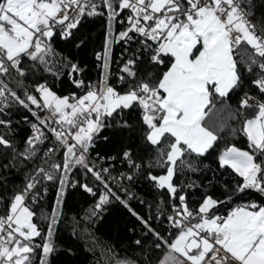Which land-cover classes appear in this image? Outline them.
I'll use <instances>...</instances> for the list:
<instances>
[{"label":"snow or ice","instance_id":"snow-or-ice-1","mask_svg":"<svg viewBox=\"0 0 264 264\" xmlns=\"http://www.w3.org/2000/svg\"><path fill=\"white\" fill-rule=\"evenodd\" d=\"M95 17L105 29L93 83L55 42L73 40ZM65 79L66 94L57 87ZM20 111L31 133L22 150ZM111 127L133 141H122L127 171L118 175L101 166L115 157L91 158ZM0 158V170L27 173L23 186L0 194V264H52L75 187L95 198L89 221L119 202L140 225V255L106 246L103 264H264V0H0ZM141 174L167 193L170 211L132 207L125 182ZM213 181H223V198L207 190ZM49 183L57 194L42 228L36 207ZM253 193L261 199H244Z\"/></svg>","mask_w":264,"mask_h":264},{"label":"trees","instance_id":"trees-1","mask_svg":"<svg viewBox=\"0 0 264 264\" xmlns=\"http://www.w3.org/2000/svg\"><path fill=\"white\" fill-rule=\"evenodd\" d=\"M105 20L102 17L86 19L80 31L76 33L73 40L61 41L56 39L55 46L60 54L71 55L76 61H79L85 67L84 78L87 81L96 83L99 80L98 62L95 59V53L102 50L104 40ZM83 39L84 45L80 48L75 47V42ZM120 45L114 46L113 56L118 57L121 52ZM115 71L116 66L113 65ZM116 83L115 79L111 81ZM58 89L63 90L64 94L72 85L68 80L58 83ZM25 112L20 111L14 114L13 120L20 121L19 125L14 129L16 132V141L23 149V141L29 136L30 128L23 123L22 117ZM124 119L129 120L132 124H137V113L125 112ZM107 137V140L105 139ZM131 143L124 137L118 134V129L115 127L103 130L96 140L95 147L91 152V156L96 158L97 153L101 157H115V160L105 159V165H112L111 173L118 175L121 172H126L127 167L121 157V152L124 149V143ZM46 147V145H45ZM140 146L137 145V153L143 155ZM7 162L6 158H0V163ZM211 163V160L208 161ZM31 167L30 165L28 166ZM155 171H159L156 169ZM24 167L17 170L3 171L0 170V180L8 178L7 184L0 185V194L10 196L12 189L23 186L24 177L26 176ZM210 175V174H208ZM75 178L82 180L79 172L75 173ZM215 187L207 189L214 195L223 198L221 184L223 181H213ZM125 186L134 193V198L129 201L133 208L141 215L155 214L157 209L169 211L167 193H162L155 189L151 182L146 180L141 174L131 184L125 182ZM47 194L44 196L40 205L36 207L37 223L46 228V222L41 216V212L45 215L53 208L57 194V186L53 183L47 185ZM123 198H127L123 193L120 194ZM193 203L199 201L200 193L197 192L191 195ZM255 199L259 201L261 197L258 194H250L244 198ZM139 200L145 201L141 204ZM95 203V198L79 187L69 188L65 194L62 205V215L60 222L56 226L55 241L59 247V251L55 254L52 264H103L104 257L102 255L106 246H112L117 250L123 249L121 255L139 256L140 252L134 245V240L140 238V225L127 209L119 202H113L105 207L104 213L100 219L91 222L86 218L85 213ZM151 205V208H149ZM157 226L160 228L166 227V222L157 221ZM135 229V231H132ZM147 243H151L148 241ZM71 250L69 254L68 250Z\"/></svg>","mask_w":264,"mask_h":264},{"label":"built area","instance_id":"built-area-1","mask_svg":"<svg viewBox=\"0 0 264 264\" xmlns=\"http://www.w3.org/2000/svg\"><path fill=\"white\" fill-rule=\"evenodd\" d=\"M118 57H119V56H118ZM118 57H117V58H118ZM115 66H116V65H115ZM91 158H92V159H96V158H94L93 156H91ZM101 166H108V165H105V164L103 163ZM111 175H113V173H111ZM169 211H170V210H169ZM167 212H168V211H167Z\"/></svg>","mask_w":264,"mask_h":264},{"label":"bare ground","instance_id":"bare-ground-1","mask_svg":"<svg viewBox=\"0 0 264 264\" xmlns=\"http://www.w3.org/2000/svg\"><path fill=\"white\" fill-rule=\"evenodd\" d=\"M114 70V69H113Z\"/></svg>","mask_w":264,"mask_h":264}]
</instances>
